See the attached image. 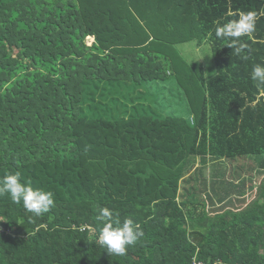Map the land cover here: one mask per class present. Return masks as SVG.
<instances>
[{
  "label": "trees",
  "instance_id": "trees-1",
  "mask_svg": "<svg viewBox=\"0 0 264 264\" xmlns=\"http://www.w3.org/2000/svg\"><path fill=\"white\" fill-rule=\"evenodd\" d=\"M247 11L258 19L240 38L244 59L215 27ZM190 40L210 44V74L178 52ZM256 64L264 0H0V178L19 171L54 199L35 217L0 196V264H264V179L256 199L218 212L195 191L199 183L207 193L195 173L208 160L255 155L264 169ZM137 85L158 103L160 92L181 89L188 116L142 106L105 116L108 91ZM195 157L201 169L192 173ZM182 180L192 185L179 198ZM214 196L211 204L225 199ZM100 208L143 233L125 255L100 245Z\"/></svg>",
  "mask_w": 264,
  "mask_h": 264
},
{
  "label": "rangeland",
  "instance_id": "rangeland-1",
  "mask_svg": "<svg viewBox=\"0 0 264 264\" xmlns=\"http://www.w3.org/2000/svg\"><path fill=\"white\" fill-rule=\"evenodd\" d=\"M92 42V36L86 37L87 44H91ZM176 48L186 62H201L207 74L214 71V58L211 46L207 41L197 44L195 40H190L176 45ZM156 83H153L151 87H155ZM163 86L168 89L169 84H163ZM180 86L183 88L185 87L183 83ZM159 94V98L161 99L164 97V101L158 103L154 96L147 93L145 87L137 85L130 90L123 87L114 88L107 92L103 102L107 112L105 116L126 117L129 114H132L134 107L138 106H142L145 110L149 109L157 114L161 113L166 115L170 114L166 112H171L173 113L172 115H181L180 112H183L182 116H188L187 110H184L185 113L184 111H181V107L184 109L186 105L185 92L179 89V95H176L175 97H170L168 92L166 93L165 91L160 92ZM179 103H181L182 106ZM185 109H187V107H185ZM194 163L195 164L190 168L192 173L196 168L201 169L199 157L194 158ZM212 165H216V167H213ZM215 172L217 177H219V172H221L223 176L221 178L219 177V179L213 183V180L210 179L212 174L215 175ZM198 177L199 179H206L207 193L202 191L198 183V186H195V191L200 193V197L196 196V200L198 199L199 201H202L204 198L206 209L210 212H218L226 209L225 207L236 208L241 205L245 206L249 201L256 199L258 188L261 181L264 179V169L258 166V156L242 155L235 156L232 159H223L220 161V164L211 163V160H208V163L203 168L202 172L195 173L196 180H198ZM213 178L215 177L213 176ZM191 185L192 183L187 184L185 180L180 182L179 198L186 197V194L183 193L182 190L190 188ZM214 190L225 196L223 202H219L215 199L213 204L210 203L206 195H212V198H214ZM190 198L193 199L192 196H190Z\"/></svg>",
  "mask_w": 264,
  "mask_h": 264
},
{
  "label": "clouds",
  "instance_id": "clouds-1",
  "mask_svg": "<svg viewBox=\"0 0 264 264\" xmlns=\"http://www.w3.org/2000/svg\"><path fill=\"white\" fill-rule=\"evenodd\" d=\"M257 13L255 11L240 12L236 19L224 23L217 22L215 36L226 41L234 54L247 59L244 52L247 44L241 37L248 36L256 30ZM250 79L256 87L264 89V64L253 66ZM261 185V183H260ZM7 195L16 204L23 207L35 217H41L54 207L53 193L40 188H34L28 182L21 181V173L16 171L0 178V196ZM96 219L100 222L97 229L98 240L107 253L123 256L129 246L134 245L143 233L138 229L133 219H113V212L108 208H100Z\"/></svg>",
  "mask_w": 264,
  "mask_h": 264
},
{
  "label": "built area",
  "instance_id": "built-area-1",
  "mask_svg": "<svg viewBox=\"0 0 264 264\" xmlns=\"http://www.w3.org/2000/svg\"><path fill=\"white\" fill-rule=\"evenodd\" d=\"M89 228V227H88ZM0 230H2L1 228H0Z\"/></svg>",
  "mask_w": 264,
  "mask_h": 264
}]
</instances>
